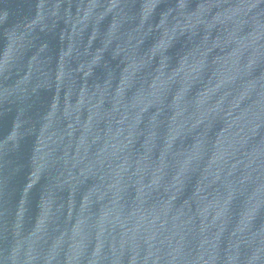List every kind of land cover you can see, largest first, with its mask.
Returning a JSON list of instances; mask_svg holds the SVG:
<instances>
[{
  "label": "water",
  "instance_id": "water-1",
  "mask_svg": "<svg viewBox=\"0 0 264 264\" xmlns=\"http://www.w3.org/2000/svg\"><path fill=\"white\" fill-rule=\"evenodd\" d=\"M0 264H264V0H0Z\"/></svg>",
  "mask_w": 264,
  "mask_h": 264
}]
</instances>
